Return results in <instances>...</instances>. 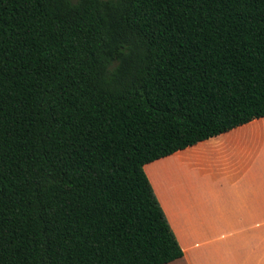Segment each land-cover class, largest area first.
I'll list each match as a JSON object with an SVG mask.
<instances>
[{"label": "trees", "instance_id": "trees-1", "mask_svg": "<svg viewBox=\"0 0 264 264\" xmlns=\"http://www.w3.org/2000/svg\"><path fill=\"white\" fill-rule=\"evenodd\" d=\"M264 119V0H0V264H169L150 165Z\"/></svg>", "mask_w": 264, "mask_h": 264}, {"label": "rangeland", "instance_id": "rangeland-1", "mask_svg": "<svg viewBox=\"0 0 264 264\" xmlns=\"http://www.w3.org/2000/svg\"><path fill=\"white\" fill-rule=\"evenodd\" d=\"M146 172L185 250L198 234H264V119Z\"/></svg>", "mask_w": 264, "mask_h": 264}, {"label": "crops", "instance_id": "crops-1", "mask_svg": "<svg viewBox=\"0 0 264 264\" xmlns=\"http://www.w3.org/2000/svg\"><path fill=\"white\" fill-rule=\"evenodd\" d=\"M183 250L184 256L169 264H264V234H198Z\"/></svg>", "mask_w": 264, "mask_h": 264}]
</instances>
